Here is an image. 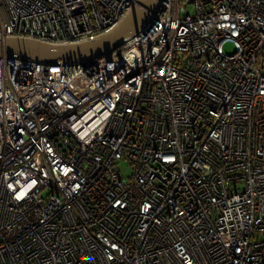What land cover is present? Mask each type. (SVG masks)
<instances>
[{"label":"built area","instance_id":"2783aa9c","mask_svg":"<svg viewBox=\"0 0 264 264\" xmlns=\"http://www.w3.org/2000/svg\"><path fill=\"white\" fill-rule=\"evenodd\" d=\"M135 3L0 0V37L94 39ZM150 15L86 68L0 58V264H264V0Z\"/></svg>","mask_w":264,"mask_h":264},{"label":"water","instance_id":"95a60500","mask_svg":"<svg viewBox=\"0 0 264 264\" xmlns=\"http://www.w3.org/2000/svg\"><path fill=\"white\" fill-rule=\"evenodd\" d=\"M163 0H136L122 19L108 32L94 39L73 43H48L21 36L0 37V58L15 63L47 66H84L111 55L128 40L149 29Z\"/></svg>","mask_w":264,"mask_h":264},{"label":"rangeland","instance_id":"374dc122","mask_svg":"<svg viewBox=\"0 0 264 264\" xmlns=\"http://www.w3.org/2000/svg\"><path fill=\"white\" fill-rule=\"evenodd\" d=\"M189 9H190V7H189ZM224 50L227 53H233L234 52V46H233V44L232 43H227L224 46ZM119 167L121 168L122 174L124 176H127L128 174H130L131 169H130V166L126 162H122Z\"/></svg>","mask_w":264,"mask_h":264}]
</instances>
